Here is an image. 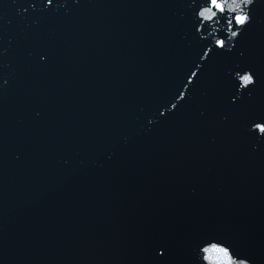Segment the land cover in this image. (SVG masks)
Masks as SVG:
<instances>
[{
	"label": "water",
	"instance_id": "obj_1",
	"mask_svg": "<svg viewBox=\"0 0 264 264\" xmlns=\"http://www.w3.org/2000/svg\"><path fill=\"white\" fill-rule=\"evenodd\" d=\"M22 2L0 0V264H138L139 235L193 188L259 232L264 155L213 145L195 110L144 119L180 74L182 9L69 0L31 26L39 13ZM39 47L51 51L42 68L27 55Z\"/></svg>",
	"mask_w": 264,
	"mask_h": 264
},
{
	"label": "snow or ice",
	"instance_id": "obj_2",
	"mask_svg": "<svg viewBox=\"0 0 264 264\" xmlns=\"http://www.w3.org/2000/svg\"><path fill=\"white\" fill-rule=\"evenodd\" d=\"M71 2L79 7L81 0ZM68 3L23 0L22 8L39 13L31 24L37 26L55 19ZM160 6L183 10L176 26L180 74L172 94L158 98L156 111L144 117L147 125L195 110L198 118L190 122L210 134L213 145L223 141L233 154L264 155V0H163ZM38 49L27 55L42 68L51 51ZM9 85L0 73V100ZM192 193L191 201L139 235L138 264H264V223L257 233L232 207L202 201L195 188Z\"/></svg>",
	"mask_w": 264,
	"mask_h": 264
},
{
	"label": "clouds",
	"instance_id": "obj_3",
	"mask_svg": "<svg viewBox=\"0 0 264 264\" xmlns=\"http://www.w3.org/2000/svg\"><path fill=\"white\" fill-rule=\"evenodd\" d=\"M233 2L235 3V2H236V0H233Z\"/></svg>",
	"mask_w": 264,
	"mask_h": 264
}]
</instances>
